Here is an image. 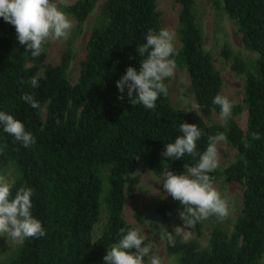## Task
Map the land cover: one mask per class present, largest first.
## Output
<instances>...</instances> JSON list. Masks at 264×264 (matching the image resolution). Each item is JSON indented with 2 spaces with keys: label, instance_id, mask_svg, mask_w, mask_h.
<instances>
[{
  "label": "trees",
  "instance_id": "trees-1",
  "mask_svg": "<svg viewBox=\"0 0 264 264\" xmlns=\"http://www.w3.org/2000/svg\"><path fill=\"white\" fill-rule=\"evenodd\" d=\"M232 18L243 46L256 56L245 58L224 42L220 55L231 71L243 79V94L233 103L225 125L208 124L220 108L212 103L223 95V80L212 53L203 46V30L195 0H174L178 5L176 33L179 47L172 55L176 67L186 69L196 107L184 111L161 93L155 109L133 104L116 82L127 67L137 70V46L146 43L151 29H162L156 0H74L63 10L75 21L79 34L87 16L102 2L86 42L79 75L71 83L67 71L74 57L71 40L59 62L46 63L44 52L32 57L17 38L15 27L0 17V111L21 121L35 144H23L0 125V173L14 182L12 195L22 186L33 190L31 214L41 221L45 235L27 238L2 264H106L104 256L130 229L123 216L127 193L138 178L132 176L138 157L157 176L165 169L183 174L199 157H162L166 144L182 135L180 124H195L202 131L196 141L203 153L208 138L223 132L234 160L208 173L213 181L243 186L235 217L210 216L206 245H201L205 221L183 239L172 228L175 246L165 238L167 255L177 264H261L264 256V0H207ZM36 77L38 86L31 85ZM165 83V82H164ZM33 96L40 108L22 97ZM123 96L124 99H119ZM43 109V110H41ZM214 109V111H213ZM246 110L244 129L236 117ZM44 112V115H43ZM261 138L253 140L251 134ZM127 188V191L125 189ZM160 219L169 220L183 206L168 193L153 202ZM105 213L97 237L93 228ZM134 217L144 222L140 211ZM182 220V219H181ZM148 244V241H144Z\"/></svg>",
  "mask_w": 264,
  "mask_h": 264
},
{
  "label": "clouds",
  "instance_id": "clouds-1",
  "mask_svg": "<svg viewBox=\"0 0 264 264\" xmlns=\"http://www.w3.org/2000/svg\"><path fill=\"white\" fill-rule=\"evenodd\" d=\"M70 6V0H0V17L15 27L18 41L26 46V52L32 57H38L44 52V44L49 41L67 39L73 21L63 10ZM175 33L167 28L158 32L149 30L146 43L137 46L140 57V68L127 67L125 74L116 82L120 93L127 89V98L133 104H142L147 109H155L156 101L161 93L167 94L164 81L174 76L175 62L170 57L174 54L173 41ZM33 87L38 86L36 77L31 79ZM22 99L32 108H40L33 96L25 94ZM123 100L124 97L120 96ZM212 103L220 108L219 118L227 124L231 117L233 103L227 96L217 94ZM43 110V109H41ZM214 111V109H213ZM0 125L3 131L12 135L25 148L35 144V138L25 131L24 124L12 115L0 111ZM180 132L174 142L166 144L162 157L180 159L185 155L199 157L198 162L184 165L183 174H174L169 169L162 173L163 189L183 206L179 213L185 228H194L196 223L216 216L223 220L230 214L227 197L214 187L213 178L208 174L220 166V150L218 145L226 140L223 132L208 138V145L203 153L196 151V141L202 136V131L195 124L183 122ZM253 140L261 138L259 132L251 134ZM14 182L8 176L0 173V236L10 237L13 241L22 243L27 238L43 237L46 233L41 221L31 214L33 190L30 187H20L15 196L12 195ZM181 227L174 231L180 233ZM172 232L162 227L160 239H167L175 246ZM121 239L107 250L104 256L106 264H145L144 257L152 253V244H145L146 237L139 229H120ZM149 264H162L161 259L152 254Z\"/></svg>",
  "mask_w": 264,
  "mask_h": 264
},
{
  "label": "rangeland",
  "instance_id": "rangeland-1",
  "mask_svg": "<svg viewBox=\"0 0 264 264\" xmlns=\"http://www.w3.org/2000/svg\"><path fill=\"white\" fill-rule=\"evenodd\" d=\"M74 0H70L73 2ZM195 12L201 23L203 30V46L210 51L213 56V62L219 70L223 84V95L234 103L241 100L243 94V79L241 76L235 75L229 68L220 55V48L224 42L229 43L233 51L240 52L245 58L256 56L255 52L247 50L241 41L240 33L236 22L230 18L225 12L217 11L211 2L207 0H195ZM102 2H97L95 8L87 16L83 23V29L79 34H74L73 29L75 21L71 15L68 16L73 21V28L67 39L47 42L46 63L55 64L59 62L61 52L65 48L68 40H71V45L74 51V57L70 62L67 71L68 78L71 83L76 82L79 75V61L84 58L86 49V42L89 33L96 21V16ZM156 8L160 12V22L162 28H167L175 33L173 41L175 51L179 47V39L176 33L178 26L177 9L178 5L174 0H156ZM172 59V56L170 57ZM165 85L169 94V99L173 106L178 107L184 111L196 107L195 98L190 89L189 77L186 69L175 68L174 76L166 79ZM44 115V112H43ZM237 122L241 128L244 129L246 124V110H243L239 116L236 117ZM208 124L221 123L219 116L213 113L209 119H206ZM220 150V166H226L231 160H234V151L227 142L224 141L218 145ZM132 176L138 178L133 185L131 193H127L123 206V216L130 229H139L141 234L146 237L145 241L152 244V253L144 257L145 264H149L152 254L157 255L162 264H177L174 257L167 255L165 250V239H160L162 227L164 229L176 227L185 228L184 222L181 220L179 212H175L169 220L160 219L158 214L153 211V202L167 194L163 189V183L160 181L162 176H157L145 165L143 158L138 157L135 165V170L131 173ZM214 187L227 197L231 216L235 217L238 210V205L241 202L243 186L238 182H214ZM127 191V188L125 189ZM135 211H140L144 217V222L139 223L134 217ZM102 219L95 224L93 228V237H97L105 221V213L101 215ZM206 226L204 227V235L201 238V245L207 243L209 233L210 218L204 220ZM180 235L183 239L191 237V231L187 228L180 230ZM20 243L13 241L10 237L0 236V264L13 253ZM261 264H264V256Z\"/></svg>",
  "mask_w": 264,
  "mask_h": 264
}]
</instances>
